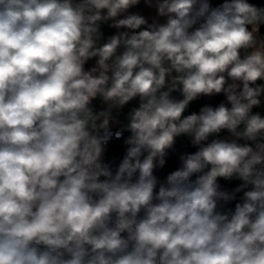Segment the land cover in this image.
<instances>
[{
    "label": "clouds",
    "instance_id": "obj_1",
    "mask_svg": "<svg viewBox=\"0 0 264 264\" xmlns=\"http://www.w3.org/2000/svg\"><path fill=\"white\" fill-rule=\"evenodd\" d=\"M139 3L0 0V264H264V7L155 0L161 24Z\"/></svg>",
    "mask_w": 264,
    "mask_h": 264
},
{
    "label": "crops",
    "instance_id": "obj_2",
    "mask_svg": "<svg viewBox=\"0 0 264 264\" xmlns=\"http://www.w3.org/2000/svg\"><path fill=\"white\" fill-rule=\"evenodd\" d=\"M223 2H224V0H209V3L211 4L212 7H216V6H218L219 4H221ZM129 13H135V14L142 15L148 20L149 23H152L153 21H156L158 23L163 24V23H166V20H167L166 17H159L158 16L157 9L155 7V0H153L152 6H148L145 3V0H140V3L138 5L133 6L131 9H129ZM102 31L104 33V38L105 39L108 36L113 35V34H115L117 32L116 29L110 28L108 26V24L102 25ZM261 33L264 34V29L262 27H261ZM91 64H92V62H89V64L86 65V67H90ZM201 98L205 99L212 106H216L221 101H225V97L223 96V94L212 96V97L203 96ZM176 99H178V98H176ZM93 103L95 105V101ZM138 104H139V101L138 100H134V101L130 102L129 105L125 106V108L122 110V112L120 114V117H119V119L121 121V124L126 123V119H125L126 113L132 107H138ZM101 107H103V105L99 101V108H101ZM253 112L254 113L255 112H259L261 114V116L264 117V107H263V105L261 104L260 107L254 108ZM189 114H191V113H189ZM227 135L228 134L226 132V134L221 136V137H224V136H227ZM188 144H189V141H188L186 135H182V136L176 138V142H175L174 148L169 151V154H168V157H167V163H166L165 167H169V166H173V165L178 164L180 162L179 161V156L182 155V154H185V147ZM123 155H124L123 142L122 141H117V142L112 143L110 146H108V149H107V151L105 153V156L103 158L108 160V162L113 167V171L115 172V169L118 166V164H119L120 160L122 159ZM167 174H169V172H154V175H156V177L158 178V181L160 183H164L166 181ZM241 183H242V181L234 178V179L230 180L229 183L224 185L222 190H226L228 192H232ZM157 190H158V188H157ZM242 198H243V191H241L240 193H236L235 200H238L239 202H242ZM235 200H233V201H235ZM233 201H229L226 204L221 202V205H222V208L224 209V211H227V210L231 209V204H232Z\"/></svg>",
    "mask_w": 264,
    "mask_h": 264
},
{
    "label": "trees",
    "instance_id": "obj_3",
    "mask_svg": "<svg viewBox=\"0 0 264 264\" xmlns=\"http://www.w3.org/2000/svg\"><path fill=\"white\" fill-rule=\"evenodd\" d=\"M250 3L258 6V7H264V0H250ZM262 28L264 29V26H262ZM175 96H177L179 99H182V96H180L179 93H173ZM205 104H210L209 102H207L205 99L203 98H199L198 100L192 102L189 106V108L187 109L189 113L191 112H198L200 107L204 106ZM211 105V104H210ZM226 132H222L221 136L225 135ZM198 146H193L190 142L189 144L185 147V154L186 153H194L197 150ZM103 162L105 163H109L107 159L103 158ZM180 165V162L176 165L173 166H169V167H165L168 169V171H163V170H156L155 172H171L173 170H175L176 168H178ZM193 179H195V177H193ZM218 183L221 185V189H223V186L226 185L227 183H229V181L224 180L223 178H218ZM238 200H235L232 202L231 204V209L234 210L235 204L238 203ZM222 211H224V209L221 207Z\"/></svg>",
    "mask_w": 264,
    "mask_h": 264
},
{
    "label": "water",
    "instance_id": "obj_4",
    "mask_svg": "<svg viewBox=\"0 0 264 264\" xmlns=\"http://www.w3.org/2000/svg\"><path fill=\"white\" fill-rule=\"evenodd\" d=\"M174 95V94H173ZM175 96V95H174ZM176 98H178L177 96H175ZM179 99V98H178ZM95 106L97 107V109H99V100H97V101H95ZM189 114V112H188V110H186L185 111V114L184 115H188ZM187 137V139H188V141L191 143V141H190V138L188 137V136H186ZM157 170H163V171H168V169L167 168H163V169H157Z\"/></svg>",
    "mask_w": 264,
    "mask_h": 264
},
{
    "label": "built area",
    "instance_id": "obj_5",
    "mask_svg": "<svg viewBox=\"0 0 264 264\" xmlns=\"http://www.w3.org/2000/svg\"><path fill=\"white\" fill-rule=\"evenodd\" d=\"M249 2H250V0H249ZM113 130L115 131V130H116V127H114ZM127 135H129V133L125 132V136H127ZM117 141H122V140H115V139H114V140L109 144V146H110L112 143L117 142Z\"/></svg>",
    "mask_w": 264,
    "mask_h": 264
},
{
    "label": "rangeland",
    "instance_id": "obj_6",
    "mask_svg": "<svg viewBox=\"0 0 264 264\" xmlns=\"http://www.w3.org/2000/svg\"><path fill=\"white\" fill-rule=\"evenodd\" d=\"M258 83H264V82H258ZM261 99H262V105L264 107V97H262ZM228 106H230V105H228Z\"/></svg>",
    "mask_w": 264,
    "mask_h": 264
}]
</instances>
